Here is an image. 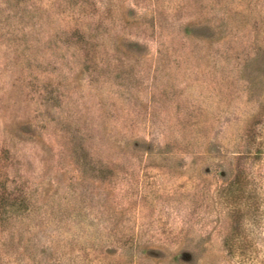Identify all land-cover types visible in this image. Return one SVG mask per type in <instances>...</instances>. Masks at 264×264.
I'll list each match as a JSON object with an SVG mask.
<instances>
[{"label":"rangeland","instance_id":"obj_1","mask_svg":"<svg viewBox=\"0 0 264 264\" xmlns=\"http://www.w3.org/2000/svg\"><path fill=\"white\" fill-rule=\"evenodd\" d=\"M244 170L264 0H0V264H238Z\"/></svg>","mask_w":264,"mask_h":264},{"label":"trees","instance_id":"obj_2","mask_svg":"<svg viewBox=\"0 0 264 264\" xmlns=\"http://www.w3.org/2000/svg\"><path fill=\"white\" fill-rule=\"evenodd\" d=\"M255 152V160H260L263 152ZM243 175L245 180L247 179L246 185L248 186V195L244 204L247 208L248 225L242 230L238 224L231 225L222 237V247L227 254L236 259L238 264H264V245L259 244L255 239L257 236L255 229L260 231L262 228V225L258 224L256 227V218L264 222V176H255L250 170H244Z\"/></svg>","mask_w":264,"mask_h":264}]
</instances>
